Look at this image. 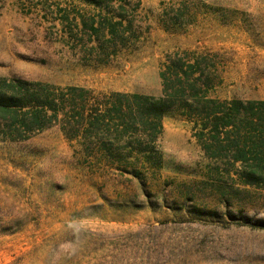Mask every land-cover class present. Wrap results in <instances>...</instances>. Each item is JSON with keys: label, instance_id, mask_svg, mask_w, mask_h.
Segmentation results:
<instances>
[{"label": "rangeland", "instance_id": "1", "mask_svg": "<svg viewBox=\"0 0 264 264\" xmlns=\"http://www.w3.org/2000/svg\"><path fill=\"white\" fill-rule=\"evenodd\" d=\"M122 5L136 34L121 27L127 44L99 55L82 16L116 21ZM173 58L208 62L209 98L264 101V0H0L1 78L160 97ZM11 121L0 111V264H264V229L240 218L264 219V186L240 181L232 127L173 111L155 139L54 124L11 140ZM102 140L152 145L161 167L136 156L119 169Z\"/></svg>", "mask_w": 264, "mask_h": 264}, {"label": "trees", "instance_id": "2", "mask_svg": "<svg viewBox=\"0 0 264 264\" xmlns=\"http://www.w3.org/2000/svg\"><path fill=\"white\" fill-rule=\"evenodd\" d=\"M81 1L96 8L110 9L113 0ZM122 7L116 21L107 16H101L98 21L82 16L84 30L90 40L96 39L99 43V55L108 56V47L117 53L120 44H127L128 39L120 32L121 27L125 28L126 33L136 34L132 20L124 25L126 7ZM64 19L68 21L69 18L64 16ZM105 32L108 33L107 39H104ZM207 64L204 60L186 63L181 58L169 59L160 73L163 81V94L160 97L113 92L106 100H99L92 99L85 87H60L39 81L0 77V111L5 115L12 114L13 120L7 124L5 137L24 139L29 133L61 124L65 132L70 127V131L66 132L68 138H75L83 126H86L85 137H88L95 129L114 125L124 133L127 131L134 135L143 132L155 139L165 116L177 111L189 119L201 120L204 129L211 128L217 133L223 128L232 127L227 134V139H231L230 161L234 165L240 163L237 172L240 181L245 185L264 186V101L235 99L219 102L209 98L213 79L207 73ZM241 131H244L242 137ZM231 132L233 136L237 135V140L229 136ZM86 149L95 148L87 146ZM101 149L108 155L111 165L119 169H128L136 156L138 159L143 157V162L152 168L161 167V157L156 148L140 141H130L116 147L113 142L102 140ZM207 153L211 157H218L216 152ZM240 218L244 223L264 229V219L254 221L241 215Z\"/></svg>", "mask_w": 264, "mask_h": 264}]
</instances>
